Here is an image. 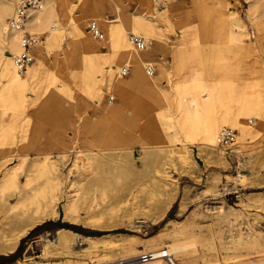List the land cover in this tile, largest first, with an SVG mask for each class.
I'll return each mask as SVG.
<instances>
[{"label":"rangeland","instance_id":"374dc122","mask_svg":"<svg viewBox=\"0 0 264 264\" xmlns=\"http://www.w3.org/2000/svg\"><path fill=\"white\" fill-rule=\"evenodd\" d=\"M60 1L68 6L70 15L80 16L78 0ZM121 1L127 13L115 12L108 2L103 3L100 13L128 33L130 13L147 15L157 40L139 33L148 42L150 57L143 59L154 71L150 74L144 67V72L150 78L156 76L160 92L175 94L176 86L189 80L191 68L200 66L201 76L220 94L212 109L214 117L229 108L234 111L241 96L258 98L264 104V0H227V14L215 26L209 11L202 7H194L187 14H164L166 5L182 1L153 0L155 14L147 12L138 0ZM255 1L258 6L253 13L251 4ZM68 20V16H60L55 28L48 29L49 24L45 31L35 33L43 36L41 45L45 46L46 36H54L60 23L67 28L64 38L49 45L37 79L28 84L25 104L18 106L17 114L26 119L16 121L19 127L15 141L7 140L12 145L10 150H15L13 158L3 166L0 155V264H120L135 259L128 258L133 254L156 250L152 243L171 244L167 235L184 228L191 234H181L178 239L188 241L196 234L193 245L197 255L204 238L214 246L207 251L210 256L219 250L220 242L254 233L264 237V108L242 113L250 134L242 136L238 127L227 125L235 130V143L228 150L216 143L213 155L201 145L199 135L185 137L160 119L158 126L167 136L156 140V148L94 154L87 147L77 156L73 131L64 127L68 124L65 116L77 120L76 87L90 99L88 94L97 79L77 45L78 38L68 29ZM92 23L87 24V32L101 42L103 38L95 37L90 30ZM96 25L103 35L99 23ZM103 46L99 64L115 68L117 60L111 57L108 46ZM35 49L32 64L38 53ZM68 51L72 57L66 61L63 55ZM6 55L13 57L9 51ZM128 65L130 70L122 76L124 79L131 75L132 66ZM8 95L0 86V105ZM110 101L118 102V96ZM162 102L156 103V113H169L159 109ZM87 105L84 114L93 116L90 124L100 129L104 118L95 106ZM171 114L175 120L181 115L175 106ZM4 118L0 107V135L9 129L2 126ZM31 123L40 134L50 133L51 125H61L71 140L69 148L56 153L61 139L56 137L47 169H42V155L35 150L25 157L19 152L23 124ZM125 141L116 134L112 139L104 136L100 144ZM6 170L11 179L4 176ZM150 176L156 181L150 182ZM142 181L148 184L142 187ZM175 260L183 261L182 256Z\"/></svg>","mask_w":264,"mask_h":264},{"label":"bare ground","instance_id":"6f19581e","mask_svg":"<svg viewBox=\"0 0 264 264\" xmlns=\"http://www.w3.org/2000/svg\"><path fill=\"white\" fill-rule=\"evenodd\" d=\"M16 1L18 2L19 0H0V86L9 93L8 98L0 105L2 116H5L2 126L5 125V127L8 126L9 128L0 135V155H3L1 163L3 166L8 163L10 158H13L11 154L15 152V150H10L11 147L9 146L11 143H7V140L14 139L15 141L17 137L18 132L16 130L19 124L17 125L16 121L20 120L21 122L26 119L25 116L18 115L17 112L18 106L26 102L28 84L30 81L37 79V75L44 64V59L50 52L48 49L49 45L56 40L64 38L65 29H67L64 24L60 23V28L54 36L48 33L49 35L46 36L44 41L45 46L40 43L35 47L36 49L34 48L36 52L38 50L36 62L29 65L24 72L19 73L15 66L14 57L6 55V51L11 52L13 55L19 51L18 34L10 30L7 23L8 17L14 10ZM138 1L142 7L148 9L147 12L155 14L156 8L152 2L153 0ZM78 2L81 9L79 17L75 18L70 15L68 6L61 1L59 3L58 0H43L42 10L32 11L28 21V28L31 31L41 33L47 29L46 27L49 24L48 29L52 26L55 28L56 24L54 23L58 20V17L68 16V29H70L72 36L78 38L77 45L91 63L89 68L91 74L96 76L97 83L88 94L90 99L81 91L79 86L76 87L78 97L77 120L73 121L72 118L65 116L68 124L64 127L73 131L77 144V156L87 147L94 154L133 147L156 148V140L161 137L166 139L165 136H167L158 126L160 119L169 122L167 128H175L178 133L183 134L185 137H190L193 133L199 135L201 145L208 150L210 155H213V148L216 143L218 145V137L227 125L238 127L242 136L250 134L241 116L243 112L261 111L264 108V104L258 98L241 96L237 99L234 111L229 108L228 112L214 117L212 109L215 107L217 97L220 94L215 91V86L209 84L201 76L200 66L191 68L192 73L189 80L177 85L175 94L167 96L158 89L159 81L156 76L150 78L144 72V67L149 73V69L153 72L152 67L145 63L143 59V56L146 55L147 58L150 57L146 51L147 48L141 51L144 53L140 55V51L130 42V35L134 33H136L135 35L147 33L157 40V32L155 33L152 22L146 18L147 15L146 17H140L130 13L131 25L130 33H128L120 24L107 22L103 14L100 13L104 2H108L110 7L117 13H127L128 11H126L121 0H78ZM228 4L227 0H188L166 5L164 14H173L181 11L187 14L194 7H202L209 11L215 26L227 14ZM257 6L258 3L256 1L252 2L251 9L254 11L253 13H256ZM90 21L95 24L99 23L100 29L103 31L101 42L95 40L87 32L86 26ZM104 44L112 51L111 57L117 60L115 68L99 64L97 58L104 49ZM71 57L72 54L69 51L63 55V59L66 61L70 60ZM128 64L132 66L131 75L124 79L122 76L129 71L123 74V70L129 69L130 66ZM43 73L45 74L44 70ZM81 73V71L78 72L76 77L80 78ZM48 75V72H46V76ZM116 95L119 101L113 103L110 98H114ZM228 96L232 97L230 94ZM157 102L163 103L159 109H167L169 113L159 111V114H157ZM87 104L95 106L97 113L104 118L103 126L100 129H96L90 124L91 121L89 119H93V116L84 114ZM173 106L181 113L179 119L175 120V117L171 114ZM124 112H126V115L123 114ZM64 127L57 124L51 125L50 133L45 134L42 132L40 134L34 130L35 125L32 123L23 124V130L18 139L19 152H23L21 157H25L31 150H35L42 155V159L39 162L42 169H47L46 166L50 160L52 146L56 137L59 139L61 137L58 142L59 146L58 148L56 147L58 149L56 153L70 147L69 143L71 140L68 139ZM116 134L125 137L126 141L118 144H100L104 136H109V139H112ZM10 175V171L6 170V173L4 172V176H8L7 179H11ZM150 177V182L156 181L154 176ZM147 184L148 182L142 181L139 185L144 187ZM127 187L131 189L133 186ZM181 234H191V232L184 228L168 234L167 236L171 239V244L169 245L162 242L152 243L150 246L156 247L154 251L164 254L147 264H264V237L260 233H254L246 237L241 235L238 239L229 243L220 242L219 250L210 256H208L210 253L207 251L214 248V246L207 239L204 238L201 241L197 255V249L193 245L197 240V235L193 234L188 241L182 242L178 239ZM66 247L69 248L70 245ZM130 250L134 251V248L131 247ZM136 256L137 254H133V256L128 258H136ZM179 256H182L183 261L178 263L175 258Z\"/></svg>","mask_w":264,"mask_h":264},{"label":"built area","instance_id":"2783aa9c","mask_svg":"<svg viewBox=\"0 0 264 264\" xmlns=\"http://www.w3.org/2000/svg\"><path fill=\"white\" fill-rule=\"evenodd\" d=\"M164 1V0H159ZM168 1H184V0H168ZM43 0H19L13 14L8 18L7 23L10 30L15 31L18 34L19 51L13 55L15 66L19 73L24 72L29 65L34 61L32 50L38 46L43 40V36L35 34L29 31L28 21L32 11L42 10ZM90 30L93 35L99 39L103 37L102 32L98 29L95 23L90 25ZM130 42L139 51H144L147 48L148 42L141 35H130ZM150 73L152 74V70ZM129 69L123 70V74H126ZM236 133L234 129L226 127L218 137V146L224 150H228L229 147L235 143ZM161 254L156 251H150L142 253L135 259L130 261H120V264H147L148 262L155 260ZM169 257V256H168ZM166 257V258H168ZM170 261V260H169ZM172 262V261H170Z\"/></svg>","mask_w":264,"mask_h":264}]
</instances>
